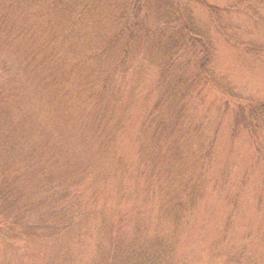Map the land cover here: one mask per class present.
I'll list each match as a JSON object with an SVG mask.
<instances>
[{"label":"rangeland","instance_id":"obj_1","mask_svg":"<svg viewBox=\"0 0 264 264\" xmlns=\"http://www.w3.org/2000/svg\"><path fill=\"white\" fill-rule=\"evenodd\" d=\"M136 1L95 0L90 11L87 0H27L30 10L0 0V134L11 133L15 145L17 134L33 142L34 136L55 135L62 144L52 156L63 157L56 172L77 183L64 211L76 219L55 235L52 228L63 225L55 200L37 178L22 180L26 212L17 213L19 222L0 218V264H117L110 242L123 232L133 237L138 220L132 219L145 216L151 234L171 236V264H264V122L253 125L255 109L264 111V0H173L174 7L171 0H147L149 15L142 12V26L134 28L119 10L125 4L131 10ZM168 7L174 18L179 13L181 26L185 17L191 20L193 39H183L177 24L167 26ZM126 27L145 36L140 48L129 45L128 57L115 47L111 60L61 66L65 59L77 64ZM182 39L187 48L165 73L168 50ZM47 43L49 54L42 49ZM123 56L128 63L114 73L119 91L95 92L100 101L91 103L86 83L100 86L102 72L125 61ZM48 60L54 64L42 66ZM176 81L192 83L195 92L189 89L180 101L175 93H161L165 107L177 102L190 126L182 129L174 116L163 122L167 112L160 111L154 123L159 133L146 131L142 148V111L154 103L156 83L168 87ZM107 107L112 111L105 123L92 118ZM0 168L32 175L17 160H1ZM176 180L181 201L169 207L180 206L179 219L168 218L169 211L159 207L162 195L154 194L162 190L166 196L161 186L176 188ZM139 200L151 212L134 216Z\"/></svg>","mask_w":264,"mask_h":264},{"label":"trees","instance_id":"obj_2","mask_svg":"<svg viewBox=\"0 0 264 264\" xmlns=\"http://www.w3.org/2000/svg\"><path fill=\"white\" fill-rule=\"evenodd\" d=\"M11 1H12L11 6L17 7L18 10H21V8H23L24 10V7L30 10L29 6L27 5L28 4L27 0H11ZM87 1H88L87 7L90 11H92L91 8L95 0H87ZM146 1L147 0L136 1L137 3L134 4L135 7H133L131 10L126 9L129 5L127 4L122 5L121 10H119V12L123 18L127 19L128 25L130 24V21H131L132 24L134 23V28L142 26L141 23L143 22L142 21L143 17L139 19L140 14L142 15V12H144L146 17H148L149 15L148 14L149 9L147 7L148 4ZM157 1L159 5L164 0H157ZM167 1H170V0H167ZM171 1H172L171 6L174 7L173 0ZM179 1L180 0H176L177 3H179ZM170 12H172V7L170 8ZM174 15L175 13L172 12V14L170 15L171 22L167 26L169 28L171 27L175 29V25L177 24V26L179 27L178 32L180 33V35L184 36L182 37L183 39L185 38L193 39L194 28L192 27L191 20L188 17H185L186 22L184 23V25L182 24L181 26L180 21L182 18L178 17L179 13L178 12L176 13L177 16L175 18H174ZM170 17H167V18H170ZM137 30L138 31H137V36H136V33L134 32L131 33L127 27L125 29L123 28L121 31H119L115 35L107 37L105 43L101 45L100 48L93 47V50L88 52L89 55L86 54V56H84L83 59L82 58L78 59L77 64H75L74 62H70L69 65H66L68 64V62H66V59H65L64 63H62L61 66H66V67L72 66L74 68H78V66H81V67L84 66V68H87L88 65L91 64L90 61H92V59L108 56V58L111 60L113 52L117 54V52L114 51L115 47H117L118 50H121L122 55H126L128 57V54L131 53L129 51V48H130L129 45H132L134 43L133 47L140 48L145 38V36L141 33L143 31L139 30V28ZM138 34H140V36H138ZM183 39L178 42H175V44L173 43L172 46L170 47L171 49L168 50L169 54L166 57L168 59V65L167 67L165 66L166 67L165 73H167L169 70L170 71L174 70V66H175L174 57L178 54L179 51L183 50L184 48H187L186 42ZM50 44L49 43L45 44L44 47L42 48L43 51L48 53V51L45 48L51 49ZM204 45H205V48L209 52L210 46L205 43ZM56 48L57 46L55 47V49ZM36 55L38 57L40 55V52L38 50L36 52ZM126 56L122 57L125 61L121 60L119 61V63L116 61V63L111 68V70L108 69L107 71L102 72V75L100 76V79L102 78L100 82V86H97V84H94L95 80H90L86 83L91 89V93H89L88 88L86 89V96L91 103L94 104L100 101L99 95L101 94V91H103L104 89L108 88V89H111L112 91H119L117 80H115V77H114V73H116L118 68H121L122 70H124L123 67L126 65V63H128V61H126L127 59ZM48 57L49 56H47L46 59H48ZM116 59H117V55H116ZM205 59L207 60V58ZM52 64H54V62L48 60V61H45L44 65L42 66H52ZM206 64L207 62L205 60L200 63L201 70L204 69ZM180 82L181 81L179 82L176 81L174 85H171L168 87H165L167 85L162 86L160 82L156 83L155 90H154L157 92V95L154 96V98L156 99L154 100V103L152 105L150 103V106L147 110L145 107L144 111H142L143 114H142L141 119H142L143 124L141 125L142 127L139 130V132H141L140 135H143V138L139 137V142L142 143L141 145L142 148L144 146L143 143H145L144 142L146 138L145 133L147 134L146 131L155 132V136H157V134L159 133L157 127L155 126L156 124L154 125V123L156 122V119L158 118L160 111H162L163 113L167 112L165 115H163L160 118L163 122H167V120H169L170 117L174 116L175 120L177 121V124L182 129L185 128L186 126H190L189 120L182 118L184 109H182L181 107L179 108V106L177 107L176 106L177 102L176 104H172V105H169L168 107H165L168 102L164 95H169L170 92L175 93L176 95L175 100L180 101V100L186 99L187 97L186 95L189 89L190 90L192 89V93L195 92L196 86L192 85V83L184 84V86H182ZM162 87H164V89H162ZM95 92L96 93L99 92L98 93L99 95L98 96L94 95L93 97V93ZM161 93L164 95H162ZM66 94H67L66 97L68 98L70 95V91H67ZM132 94H134V92H132L131 95ZM118 95H120V93H118ZM140 103H141L140 107L144 106L145 101L143 100V98L141 99V102H139V104ZM111 105H114V102ZM116 105H119L120 108H123L121 106H123L124 103L122 101L121 103L118 102V104ZM111 107H107V109H102V111L99 112L98 114L92 113V118L93 119L97 118V120L101 121V123L103 122L105 123L107 118L110 117V112L112 111ZM164 107L166 109H163ZM262 108L263 107H259V108L257 107V109H255V111L253 112V113L257 112L256 113L257 117L254 114V116L256 117V120L254 117V122H253L255 129L258 128V125L260 123L264 122V111ZM153 126H154V130H153ZM54 136L55 135H52L51 137L47 138V140H45V138L41 139L39 136H36V137L34 136V142H33V141H28V139L26 140L24 138L25 137L24 133L21 136L17 134V145H15L14 139L16 137L15 136L13 137L11 133L6 134V132H2L0 134V156L3 154V156L0 157V161L4 160L6 161V164H8L9 161H13V160L20 161V163L22 164L26 163V167H30V169L27 172L31 171L32 173V175H29L27 173H22V172L18 173V170L16 169L13 170L11 168H0V218H9V219H12L14 222L20 221V217H18L17 213L21 211L26 212V210H21L22 209L21 199L25 196L24 194L25 191L23 187L21 186L24 183L22 180H24L25 183H29V180L32 179V181L35 182V179L37 178L41 186L46 187V190L48 191L50 198L52 199L53 197V200H55L56 205L54 209H58V212L59 213L61 212V214H63L60 217L61 223L63 225H59L58 227L54 226V228H52L54 230L55 235H58L57 233L59 232L61 233L62 229L67 230V228H69L70 225L72 224L71 223L72 220L76 219L75 216L68 218V216L64 215V214H67L64 211L66 210L65 208L66 203L72 200L71 194H70L71 193L70 188L72 187V185H76L77 183H73L72 180H70V177H66V178L62 177L61 174H58L56 172L57 161L63 157H60L59 159L56 160V158L54 157L55 158L54 159L52 156L53 151H55V149H57L58 146H61L62 144V142L59 139H56ZM26 144H28V146ZM30 144L32 145V147H29ZM48 150L52 152H47ZM142 152L140 153V155L142 154ZM63 155L66 156V153L63 152ZM141 160H142L141 163H149L147 162V160L144 162L142 157H141ZM42 161L46 162V164ZM48 164H51V167H48ZM158 165L159 163L156 165V167L153 165L155 170L158 167ZM24 178H27V179H24ZM159 183H161V178L159 179ZM175 183L176 184H174L173 187L176 185V188H173V189L166 188L167 183L161 186L162 189L166 190L167 192L166 194L169 196V198L166 197L167 195L164 196L163 193H161L162 190L161 191L157 190L156 192H154V194L162 195V199H160L159 207H161L162 205L163 209L165 207V210L169 211L168 218L172 217L175 219L176 217H178L179 219L180 218L179 216L180 206L176 208L174 207L173 209L169 207L181 201V199H179L178 197L180 193L176 191L179 189V181L176 180ZM154 184H156V182H154ZM26 185L25 187L27 188ZM65 186H67V188H65ZM106 186L108 188V185ZM108 193L109 192L107 191V194ZM195 196L196 194L193 193L188 201L190 200L194 201ZM6 203L10 205H6ZM147 203H148L147 201L139 200L138 201V204H140V206L138 207L139 209L136 208L132 210L133 212H135L134 216H137L139 212L142 214L143 212L142 210H144L145 212H148L149 208L147 206ZM187 204L189 205V202H187ZM160 210H162V208ZM135 219L138 221H135ZM141 219H146V216L143 218L136 217L132 219V221H135L136 224L135 225L133 224L134 226L132 230L134 231V233H132L133 237H131L130 239L126 237L127 233L124 234L123 232V234L118 235V236H121L119 240H117V237H118L117 236L116 241L115 240L112 241V238H114L115 234L113 231H110L109 233L110 238H108L112 241L110 242L112 243V250H110V256H114L115 260L117 261V264H171L170 257H169L170 254L173 253V248L170 247L171 241L169 239L171 238V236L168 234L167 231L163 232V234L160 233V236H158L157 233L151 234L149 230L153 228L146 226L145 221ZM121 227L125 228V225H121ZM147 232H149L148 233L149 235L147 234L148 237H146L145 241H143L142 240L143 236ZM10 233L13 234L14 232L10 231ZM16 234H19V231L16 232ZM239 258H241V256Z\"/></svg>","mask_w":264,"mask_h":264}]
</instances>
